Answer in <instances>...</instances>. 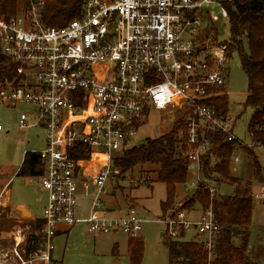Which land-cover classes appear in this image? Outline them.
I'll list each match as a JSON object with an SVG mask.
<instances>
[{"label": "built area", "instance_id": "1", "mask_svg": "<svg viewBox=\"0 0 264 264\" xmlns=\"http://www.w3.org/2000/svg\"><path fill=\"white\" fill-rule=\"evenodd\" d=\"M229 2L83 0L82 17L56 28L42 23L45 0H24L17 16L0 17V54L14 66L13 78L0 79V107H30L21 112L18 130L45 132L44 148L31 153L41 160L38 178L47 195L41 228L30 233L17 222L0 264H52L61 226L140 237L148 220L134 207L110 210L103 198L108 185L121 183L116 163L136 146L153 111L181 113L184 156L197 175L186 190L203 185L211 199L220 198L202 175V159L213 145L209 135L222 133L234 143L233 168L246 145L233 135L230 116L207 105L228 96L229 45L216 24L228 21ZM214 6L218 15L210 10ZM89 155L102 156L99 169L91 167L99 160L88 168L81 159ZM205 213L190 220L188 211L178 210L162 223L174 238L196 230L211 249L220 226L211 209Z\"/></svg>", "mask_w": 264, "mask_h": 264}, {"label": "trees", "instance_id": "2", "mask_svg": "<svg viewBox=\"0 0 264 264\" xmlns=\"http://www.w3.org/2000/svg\"><path fill=\"white\" fill-rule=\"evenodd\" d=\"M20 2L21 0H0V17L10 19L17 16ZM226 8L229 13L228 42H231L228 55L232 58L233 53L238 54L242 70L248 78L245 108L253 111L248 131L255 146H264V0H231ZM82 14L83 0H45L42 23L49 27L63 28L80 19ZM13 77L14 66L0 54V79ZM207 105L215 109L219 116L229 115L228 96L212 99ZM184 126L181 119L170 133L158 139H147L143 144L139 143L125 151L116 163L122 176L139 165H158L155 171L156 180L166 186L167 193V198L162 203L164 214L173 210L177 200V186L187 183L190 168L193 166L184 156L186 149L180 138V131ZM209 136L213 145L211 151L202 159V175L205 180L216 185L229 183L235 186V191L231 196L211 199L209 191L201 185L197 197L180 206L179 210L188 211L198 203L204 211L211 209L216 223L220 226V232L214 238L211 249L196 240L167 241L171 261L185 264H260V261H264V249L249 251L250 227L255 206L250 183L242 185L232 174L231 158L235 145L226 142L225 134L215 133ZM241 150L252 159L254 176L260 177L262 167L254 152L245 146ZM81 159L88 168L91 161L97 160L99 164L91 167L99 169L102 166V156H81ZM42 173L43 166L39 156L27 152L18 175L39 177ZM41 225L42 221H38L35 228L40 229ZM235 240L241 241L239 246L235 244ZM114 254L116 255L115 249ZM144 254V239L129 238V264H142Z\"/></svg>", "mask_w": 264, "mask_h": 264}, {"label": "rangeland", "instance_id": "3", "mask_svg": "<svg viewBox=\"0 0 264 264\" xmlns=\"http://www.w3.org/2000/svg\"><path fill=\"white\" fill-rule=\"evenodd\" d=\"M23 8L24 0H21L19 13L23 11ZM210 10L217 15L220 13L218 6H214ZM216 26L219 28L220 38L226 40L225 43L230 47L228 21L221 20ZM228 65L229 75L225 92L229 97L230 112L228 116H230L233 123V135L243 141L246 144L245 147L254 152L262 167L261 176H254L252 159L242 150L240 154L241 162L234 165L238 172L232 173L242 185L250 183L251 195L255 203L250 227L249 251H252L256 248L264 249V198L261 200L255 199L256 195L264 193V146H255L248 131V124L253 111L250 108H245L248 95V78L242 70L237 53L232 54ZM24 110H30V107H0V126L3 129L0 130V193L3 194L2 202L9 198L12 207L26 206L32 211L34 218L39 219L43 217L47 195L41 191L38 177L19 176L18 171L27 152L40 151L44 148L45 132L38 128L26 131L18 130L20 114ZM180 114L171 113L163 116L153 111L146 123L139 129L133 143L138 145L146 142L147 139L153 140L167 135L180 121ZM157 169L158 165L145 164L137 166L123 176L120 175L121 183L117 181L116 186L108 185L106 188V192L115 190L117 197L106 196L103 199L110 209L125 211L127 205L139 208V214L148 220L140 232V236L145 241V254L142 264H185L171 261L166 242L169 240H180L182 242L196 240L204 244L207 238L199 235L194 229L187 233H180L178 237L174 238L169 228L162 222L167 219L169 213L178 211L185 202L189 194L186 187L196 181L197 175L195 177L194 173L196 167L193 165L190 168L187 183L177 186V200L173 210L167 214H164L162 210V203L167 198L166 186L157 182L155 174ZM211 185L218 190V197L220 198L231 196L235 191V186L229 183L216 185L212 182ZM2 202H0V253L11 248L12 228L15 224L13 220L1 217L6 210ZM188 212L190 220H197L206 214V211L198 203ZM23 218L24 220L21 221L22 227H29L28 231L32 233L34 229L30 227H33V222L28 220L30 217L27 215H23ZM70 230L68 236L56 238L55 261L53 264H129L126 255L128 236L116 233L89 234L83 224H77ZM28 231L26 233L29 234ZM116 241L123 249V253L120 252L119 258L113 254L114 242ZM240 243L241 241L235 240L237 246ZM259 263L264 264V261Z\"/></svg>", "mask_w": 264, "mask_h": 264}, {"label": "crops", "instance_id": "4", "mask_svg": "<svg viewBox=\"0 0 264 264\" xmlns=\"http://www.w3.org/2000/svg\"><path fill=\"white\" fill-rule=\"evenodd\" d=\"M30 129H34V128H30ZM37 129V128H36ZM3 130V129H2ZM1 130V131H2ZM29 130V129H28ZM44 141V140H43ZM44 143H45V141H44ZM45 145V144H44ZM233 172H238V169L236 168V167H234L233 168ZM195 173V177H196V171L194 172ZM42 191V190H41ZM190 193V192H189ZM111 197V198H113V197H117V192H115V190H113V191H111V192H109L107 195H105V197ZM2 199H3V194L2 193H0V202H2ZM4 205H5V208H6V210H5V213L4 214H2L1 215V217L3 216V215H5V217H7V219H9V220H13L14 222H15V224L17 223V222H20V221H22V220H24V218H23V214L19 211V209L20 208H25V210H27V212H29L30 214H31V218L30 219H28V220H30V221H32L33 222V227H31V228H33V229H36L35 228V225H36V223L38 222V221H42V218H39V219H35L34 218V216H33V213H32V211H30L26 206H23V205H18V206H16V207H12L11 205H10V202H9V198L8 199H6V201L5 202H2ZM121 208V207H120ZM129 208V206L127 205V208H126V210L124 211V210H116V211H122V212H126L127 211V209ZM110 209V208H109ZM137 210H140L139 208H136ZM110 210H114L115 211V209H110ZM144 210V209H143ZM145 211V210H144ZM254 211V210H253ZM87 212V210L85 209V208H83L82 209V211H81V213L82 214H85ZM15 224H14V226H15ZM75 226V225H74ZM73 226H61L60 227V229H59V232H58V234H57V239H59L61 236H68L69 234H70V229L72 228ZM163 235V234H162ZM141 237V236H140ZM129 239V238H128ZM128 239H127V251H126V255H127V259H128ZM11 243H12V240H11ZM114 248H115V250H116V257L117 258H119L120 257V252H122L123 251V249H122V247L120 246V244H119V242H114ZM55 251H56V249H55ZM55 251H54V253H55ZM54 253H53V261H52V264L54 263V261H55V257H54ZM123 253V252H122ZM113 254H114V251H113ZM128 262H129V259H128Z\"/></svg>", "mask_w": 264, "mask_h": 264}, {"label": "water", "instance_id": "5", "mask_svg": "<svg viewBox=\"0 0 264 264\" xmlns=\"http://www.w3.org/2000/svg\"><path fill=\"white\" fill-rule=\"evenodd\" d=\"M140 144H143V143H140ZM199 192H200V187H197L194 191H192V192H190V193L188 194V196L186 197V200H185V201L189 202V201L195 199V198L197 197V195H198ZM19 211H20L23 215H27V216H29L30 218L32 217L31 214H30L29 212H27V210H25V208H20ZM174 213H175V211H172L171 213H169V214L167 215V217L169 218V217L171 216V214H174ZM4 217H5V215L2 216V218H4Z\"/></svg>", "mask_w": 264, "mask_h": 264}]
</instances>
